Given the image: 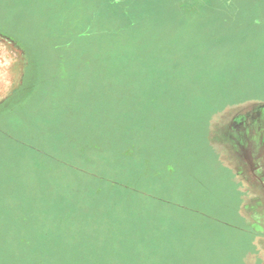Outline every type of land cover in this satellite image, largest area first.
I'll return each instance as SVG.
<instances>
[{"label":"rangeland","instance_id":"obj_1","mask_svg":"<svg viewBox=\"0 0 264 264\" xmlns=\"http://www.w3.org/2000/svg\"><path fill=\"white\" fill-rule=\"evenodd\" d=\"M233 3L0 0L23 48L0 101V264H264V212L239 213L262 195L206 150L264 86Z\"/></svg>","mask_w":264,"mask_h":264},{"label":"crops","instance_id":"obj_2","mask_svg":"<svg viewBox=\"0 0 264 264\" xmlns=\"http://www.w3.org/2000/svg\"><path fill=\"white\" fill-rule=\"evenodd\" d=\"M213 1L227 2L229 6H231V2H245L247 4L244 5L245 8L249 9L247 18L250 20L244 22L241 13H238L234 15L233 21L240 19V22H238L239 25L235 24L234 26L237 29L238 27L245 28L244 31L247 34H259L261 42L256 46L264 49V10H261L264 8V0ZM233 5L235 4L233 3ZM250 6L257 12L252 13ZM227 11V14L230 15L229 7ZM13 41L14 39L6 34L0 33V101L8 97L23 78V48L18 42L14 46ZM13 50H16V56H14ZM254 91L253 93L257 94H252L251 102L236 105L230 112H223V114H229L216 122L213 129L214 135H211L212 138L208 141L206 150L208 152L212 148L214 154L212 156L215 157H234V162L237 165L234 166L235 169L229 180L240 182L242 185L239 183L237 185L242 188H246L247 184L252 188L256 187L264 196V86L257 87ZM259 93L263 95L261 98L258 97ZM254 161L257 162V166L261 164L260 169L256 168ZM228 182L231 187H236L231 181ZM259 202L261 206H264V197ZM253 209L244 203L240 206L241 221L247 226H253V213L257 214L258 210H261L258 209V206L255 207L256 211ZM262 212H264V207H262ZM249 253L252 252L249 251ZM241 260L243 259L241 258Z\"/></svg>","mask_w":264,"mask_h":264},{"label":"flooded vegetation","instance_id":"obj_3","mask_svg":"<svg viewBox=\"0 0 264 264\" xmlns=\"http://www.w3.org/2000/svg\"><path fill=\"white\" fill-rule=\"evenodd\" d=\"M246 183H247V182H246ZM247 188H248V190H249V189H250V190H251V189H255V191H257L256 194H261V195H262L261 198H260V197H257V198H256V199H257V202H258V199L261 200V199L264 197L263 194L259 192V189H258V188H256V187H255V188H252L249 184H247ZM259 204H260V203H259ZM260 206H261V204H260ZM261 207H264V206H261ZM258 209H259V208H258ZM261 211H262V208H261ZM254 236H255V235H254ZM255 237H256V236H255ZM263 255H264V254H263ZM263 259H264V258H263Z\"/></svg>","mask_w":264,"mask_h":264}]
</instances>
